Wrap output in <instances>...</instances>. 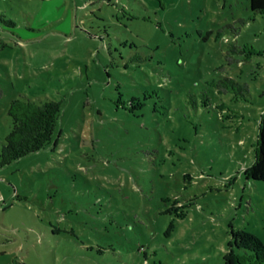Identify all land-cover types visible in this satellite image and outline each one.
<instances>
[{
  "label": "rangeland",
  "instance_id": "374dc122",
  "mask_svg": "<svg viewBox=\"0 0 264 264\" xmlns=\"http://www.w3.org/2000/svg\"><path fill=\"white\" fill-rule=\"evenodd\" d=\"M225 76L249 93H219ZM22 96L62 112L49 146L0 166V264L264 252V181L246 175L264 15L249 0H0V154Z\"/></svg>",
  "mask_w": 264,
  "mask_h": 264
},
{
  "label": "trees",
  "instance_id": "16d2710c",
  "mask_svg": "<svg viewBox=\"0 0 264 264\" xmlns=\"http://www.w3.org/2000/svg\"><path fill=\"white\" fill-rule=\"evenodd\" d=\"M249 2L253 11L264 15V0H249ZM5 21L9 27L16 25L12 19ZM215 86L219 93L235 92L236 95L241 94L243 96H246L250 90L248 82H242L230 76L221 78L215 83ZM203 98V103L207 105L208 95L204 94ZM61 112L62 103L58 100L47 99L38 102L26 96L15 98L9 108L12 128L2 147L0 166L11 164L49 146L57 131ZM254 151L255 159L246 170V175L248 178L264 181V111L261 114L259 135ZM260 246L262 245L260 244ZM250 248L252 247L244 246V249ZM252 250L255 252L246 250L245 253H235V264H263V250ZM20 264L28 263L20 262ZM226 264H231L227 257Z\"/></svg>",
  "mask_w": 264,
  "mask_h": 264
}]
</instances>
